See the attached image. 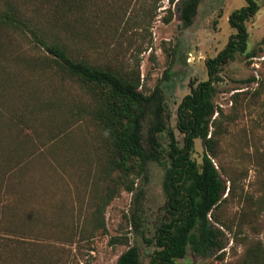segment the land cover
<instances>
[{"label":"rangeland","instance_id":"rangeland-1","mask_svg":"<svg viewBox=\"0 0 264 264\" xmlns=\"http://www.w3.org/2000/svg\"><path fill=\"white\" fill-rule=\"evenodd\" d=\"M256 1L259 10L245 23L247 51L264 36V0ZM123 3L122 21L116 23L121 33L112 32L116 20H110L112 27L106 25L102 35L93 31L97 43L79 47V55L98 67L139 72L145 95L159 86L171 115L170 127L182 145L183 137L176 130L177 107L190 82L207 79L204 62L224 48L233 33L228 16L245 1L201 0L188 27L168 0ZM17 43L22 58L10 54L1 62L5 73L0 72V83L11 84L13 92L21 94L7 106L6 116L18 115V129L12 133L15 140L27 143L30 154L14 177L0 180V220L22 224L21 231H0V236L24 237L31 245L29 254L44 264H115L127 249L110 244L119 238L138 247L142 264H147L156 248L137 236L131 218L142 219L141 234L150 238L159 222L169 217L162 190L164 168L150 164L145 177L131 176L134 192L120 188L106 201L114 174L106 176L101 167L110 156L103 134L81 110L89 96L77 85L63 83L30 64L38 62L43 51L24 39ZM220 75L214 101L222 110L224 133L218 137L213 161L230 192L213 214L223 225L228 244L224 253L205 258L188 250L176 263L251 264L248 253L257 246L259 264H264V54L249 61L237 55ZM251 76L255 82L241 83ZM47 102L50 108L45 107ZM150 110L151 106L142 129L144 147ZM63 127L70 130L48 143L50 132ZM202 151L201 141L196 140L195 157L199 159Z\"/></svg>","mask_w":264,"mask_h":264},{"label":"trees","instance_id":"trees-1","mask_svg":"<svg viewBox=\"0 0 264 264\" xmlns=\"http://www.w3.org/2000/svg\"><path fill=\"white\" fill-rule=\"evenodd\" d=\"M168 1L175 6L181 24L190 26L201 0ZM244 1L243 7L228 16L233 33L226 45L214 58L204 62L207 79L190 82L189 92L177 107L176 130L183 137L180 145L170 127L171 115L159 86L145 95L140 89L139 72L98 67L79 55L80 48H90L97 43L93 40V31L102 35L106 25L112 27L110 20H116L112 32L116 36L121 33L122 29L116 23L122 21L120 13L124 0H0V72L5 73L1 62L10 54L22 58L17 41L24 39L42 50L44 55L38 62L31 61L30 64L63 83L77 85L89 96L87 106L81 110L103 134L110 156L101 167L106 176L114 174L106 201L111 200L120 188L134 192L136 187L131 176L145 177L150 164L164 168L162 190L169 217L159 222L150 238L141 234L142 219L138 215L131 218L137 236L146 246L156 248L147 264H177V260L186 257L188 250L205 258L214 253L222 254L227 247L224 227L213 214L230 192L227 181L213 161L218 137L224 133L219 119L222 110L214 97L222 81L220 73L227 62L237 55H243L249 61L264 54V36L256 48L247 51L245 23L258 12L259 5L256 0ZM170 20L171 16L164 21ZM255 81L251 76L241 83ZM11 83L15 84L14 81ZM12 88L11 84L0 83V180L14 177L30 154L27 143L15 140L12 133L18 129V115L6 116L7 106L21 97ZM44 105L51 107L49 102ZM150 106L151 120L146 132L147 147H144L142 129ZM69 130V127H63L58 128L57 133L50 132L48 143ZM196 140H200L203 147L199 159L195 157ZM138 194L141 196L142 192ZM12 224L0 220V231L13 234L21 231L22 224ZM26 242L21 236H0V264H44L38 256L29 254L31 245ZM110 244L127 246L115 264H142L138 247L119 238L112 239ZM248 257L251 264H259L257 246L250 250Z\"/></svg>","mask_w":264,"mask_h":264}]
</instances>
